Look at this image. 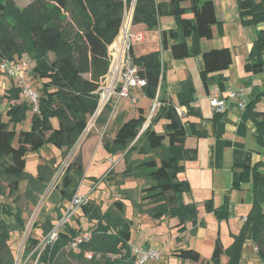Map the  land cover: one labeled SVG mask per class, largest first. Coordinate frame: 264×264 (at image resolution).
Listing matches in <instances>:
<instances>
[{
  "label": "trees",
  "instance_id": "16d2710c",
  "mask_svg": "<svg viewBox=\"0 0 264 264\" xmlns=\"http://www.w3.org/2000/svg\"><path fill=\"white\" fill-rule=\"evenodd\" d=\"M132 1L32 0L25 6H19L15 0H0V64L5 60H19L26 54L35 62L31 69L34 77L42 80L39 101L29 128L17 130V125L32 110L29 103L20 101L21 88L10 89L9 100L13 102L7 109V120L3 119L0 109V176L11 178L8 183L10 193L18 191L24 179H29L34 185L39 182L42 186L39 191L42 192L50 182L51 175L44 169L36 178L26 173L27 154L39 151L49 142L69 152L86 130L89 118L99 106L101 82L109 73L112 63L109 47L119 35L126 10ZM186 1L169 0V11L175 17L177 27L161 31L162 49H170L176 59L202 53L204 68L200 78L205 89L209 91L211 81L223 89V71L232 63L230 49L202 52L200 47L202 38L210 39L213 36V26L217 23L214 2L190 0V5L185 6L183 3ZM163 13V4L157 0H135L132 25L145 24L147 28L155 29ZM240 15L245 25L264 23V0H241ZM130 54L139 67L140 75L147 80L143 88L145 96L152 100L157 98L159 107L143 131L147 117L144 109L139 107L138 116L123 122L114 138L105 141L103 147L112 155L122 154L126 164L123 175L133 174L147 179L141 198L144 203H155L149 209L150 215L154 219L176 217L180 231H184L187 222L197 223L198 216L197 206L184 202V194L191 190L189 183L178 177L184 170L183 161L197 155V150L185 146L184 142L188 134L203 136L206 132L199 129L196 122L183 121L178 109L169 100L163 82L166 64L161 51L136 56L131 47ZM245 68L252 73L264 72V27L257 32ZM0 73L6 74L1 68ZM258 99L249 101L245 108L259 127L258 140L262 143L264 122L258 119L260 113L255 111ZM110 104H106L98 115V124L107 121ZM187 105L188 115L201 117L198 109L190 103ZM162 118L166 120L165 131H158L155 126ZM52 119L58 120V127L53 125ZM142 153L145 154L143 159H132L133 154ZM83 168L82 154L78 153L67 167L62 183L58 184L62 198L71 200L77 192ZM258 168L259 165L246 167L243 173H250L253 169L257 183L263 177ZM205 207L208 211H214L218 219L228 218L227 205L211 208L209 200ZM81 208L91 218L98 219L95 227L89 230V239L83 238L78 242L77 249L73 248L72 243L85 231L67 223L58 238L47 242L40 251L36 249L40 239L30 238L27 254L40 253L38 264H63L67 257L89 264H135L131 254V221L122 217L124 202L117 199L105 216L100 215L101 209L93 201ZM18 217L20 223L24 224L21 214ZM54 226L47 220L42 225L43 234L47 235ZM1 227L6 229L2 243H7L9 231L4 221H0ZM112 229L116 233L110 232ZM233 238V243L227 248L220 237L217 238L211 261L219 263L222 254L228 252L229 264L238 262L244 242L252 239L264 262V205L256 198L243 226ZM88 252L93 253L92 258L86 256ZM175 255L181 260L208 264L200 252L192 247L179 248ZM6 264H13L12 258Z\"/></svg>",
  "mask_w": 264,
  "mask_h": 264
},
{
  "label": "crops",
  "instance_id": "0c3cea01",
  "mask_svg": "<svg viewBox=\"0 0 264 264\" xmlns=\"http://www.w3.org/2000/svg\"><path fill=\"white\" fill-rule=\"evenodd\" d=\"M212 1L215 5L217 23L213 26V36L210 39L202 38L200 47L202 52L220 48L230 49L232 63L223 71L225 75L223 89L215 81L210 82L208 92L205 89L200 78V72L204 68L202 53L176 59L170 49H162L161 31L177 27L175 17L169 11V0H157L163 4L164 11L158 27L149 29L145 24L132 25L133 32L142 31L144 39L132 38L131 41L132 51L136 56L161 51L166 64L163 82L167 87L169 100L181 112L180 117L183 121L196 122L197 127L206 132L203 136L188 134L185 138V146L196 149L197 155L193 159L183 161L184 170L178 177L189 183L191 190L184 194V202L195 204L198 216L197 223L194 225L192 221L187 222L184 231H180L178 218H169L167 227L170 228L173 238L175 236L171 250L194 247L208 264H229L228 252L222 254L219 263L211 261L217 238L220 237L225 248L229 247L233 243V235L243 226L253 200L256 198L264 205V144H262L264 142L258 140L259 127L249 111L240 107V98L228 95L231 89H241L246 94L247 103L259 98L255 104V111L260 113L258 119L264 122V72L252 73L245 68L257 32L264 27V23L243 24L240 15L241 0ZM183 4L190 5V0ZM133 11L134 7L130 17L126 19L128 25ZM117 38L116 42H113L115 46H118ZM116 56L118 55L115 54V60ZM218 93L224 96L227 105L223 112L216 114L210 104V96ZM187 103L198 109L201 117L188 115ZM142 108L146 111L144 107ZM127 120L124 119L120 125ZM119 126L113 131L112 139ZM155 128L158 130L159 125L156 124ZM93 138L95 135L88 138L89 142L93 141ZM256 165H259L258 172L263 176L257 183L254 181L253 169L250 173H243L244 168H253ZM209 200L211 208L227 205L228 218L218 219L214 211H208L205 206ZM155 220L163 222L165 217ZM142 247L154 248L149 243ZM202 248H205L207 256L203 255ZM256 248L252 239H246L240 251L239 261L232 264H264ZM172 255L176 257L173 261L180 259L175 252ZM180 261L181 264L191 262L201 264L191 260Z\"/></svg>",
  "mask_w": 264,
  "mask_h": 264
},
{
  "label": "rangeland",
  "instance_id": "374dc122",
  "mask_svg": "<svg viewBox=\"0 0 264 264\" xmlns=\"http://www.w3.org/2000/svg\"><path fill=\"white\" fill-rule=\"evenodd\" d=\"M15 1L19 6H25L32 0ZM134 2L135 0H133L126 10L124 22L119 37L117 38L118 46L112 44L109 47L112 63L109 74L101 82L99 106L95 114L89 118L88 126L78 142L69 152H65L53 142H49L39 151H31L27 154L26 173L36 178L40 174V171L44 169L45 172L48 170V173L51 175L50 182H47L44 190L42 192L39 191L42 187L39 182L34 185L29 179H24L20 184L19 190L10 193L8 183L11 178L6 175L0 176V221L5 222L9 231L7 243H2L4 242L3 233L6 232V229L3 227L0 228V264H6L11 258L13 264H38L37 261H39L40 253L33 254V252H30L27 254L26 252L29 239H40V243L36 249L38 251L44 249L45 235L42 231V225L47 220L55 224L63 217L64 209L70 200L62 198L59 193L60 189L58 191L57 187L58 184L62 183V178L66 173L67 167L78 153L83 155L84 168L82 176L78 180L79 189L77 192L80 195H87L89 198L88 202L93 201L99 206L101 209L100 215L102 216H105L117 199L122 200L125 204L122 217L127 221H131L129 227L131 234L130 243L139 247L149 243L150 246L162 251V257L159 260H150L145 264H175V262H181V259L178 258L176 261H173L176 257L172 254L176 250H171L174 246L175 236L173 238L170 228L167 227L170 217H165L163 222L156 221L150 215L149 210L155 206V203H144L142 201V189L147 185V179L143 176L137 177L133 174L123 175L122 173L126 168V164L122 154L118 153L114 156L108 155L106 154L108 152L103 147V143L112 139L113 131L124 119H130L138 115L137 110L139 107L146 109L145 114L147 120L149 117H153L159 107L158 99L151 100L147 97L145 98L141 89L131 90V95L137 97V102H132L128 98H122L115 105L114 97L112 96L109 100L111 109L107 116V121L100 125L96 123L98 115L106 106L102 99L111 91L110 85L119 74L121 65L119 60L122 59V55L124 54V40L127 32V30L124 32L125 23L126 19L130 17ZM131 27L132 18L129 22L128 29L133 32ZM115 54L118 55L116 56V60ZM19 60L25 63L27 67L25 77L31 83L33 91H36L38 94L36 101L38 104L42 80L34 77L31 71L35 62L26 54L19 58ZM12 87L21 88L22 95L20 101H26L31 106L32 110L27 113L26 119L17 125V130L21 128L27 129L30 126L36 104L30 97L23 95V88L19 84L18 79L8 74L0 73V109L3 114V119H8L6 112L9 105L13 102L9 100L10 89ZM52 122L55 127H58L57 119H52ZM165 123L164 118L158 120V131H165ZM91 135H95V138L89 142L88 138ZM166 138L169 142V138ZM144 157L145 154L143 153L132 155V159H143ZM6 210H10L11 212L8 213ZM19 214L24 219V224L20 223ZM90 218V215L80 207L75 216L69 220L68 224L77 228L81 227L86 232L95 227V224L98 222L97 218ZM110 232L116 233V230L112 229ZM202 251L203 255L207 256L205 248H202ZM63 264L89 263H82L67 257ZM190 264L195 263L191 262Z\"/></svg>",
  "mask_w": 264,
  "mask_h": 264
},
{
  "label": "built area",
  "instance_id": "2783aa9c",
  "mask_svg": "<svg viewBox=\"0 0 264 264\" xmlns=\"http://www.w3.org/2000/svg\"><path fill=\"white\" fill-rule=\"evenodd\" d=\"M132 38H135L136 40H143L144 34L142 31L132 32L131 30L127 29L126 38L124 40V54L122 55V59L120 58L121 60H119V63H121L119 74L110 85L111 91L108 92L107 96L102 99L105 105L110 103L109 100L112 96L114 97L115 105H117L119 100H121L122 98H128L130 99V101L136 102L137 97L131 95V90L136 88L143 89L147 84L146 78L140 75L139 67L133 62V58L130 54V49L132 47ZM0 68L9 76L18 79L19 84L23 88V95L25 97H30L33 102L37 104L36 101L38 94L36 91H33L31 83L27 81L25 77V74L27 72L25 63L20 60H5L1 62ZM228 95L229 97H239L241 100L240 107L242 109L246 107L247 99L245 96L246 94L243 90L231 89ZM210 104L214 108L215 112L220 113L225 110L227 101L221 93H218L216 95L210 96ZM178 112L179 114H181L179 110ZM88 201L89 198L87 195H80L78 192L73 195L72 199L64 209L63 217L57 223H55L53 229L47 235H45V245L47 244V242L55 241L58 238L59 232L76 214L78 209ZM89 237L90 232L86 231L83 233L82 237L77 238V241L73 242L71 246L77 249L78 242H80L83 238L89 239ZM131 254L134 257L135 264H145L147 261L159 260L162 257V251L159 249L139 247L136 245H131ZM92 255V252H88L86 254L88 258H92Z\"/></svg>",
  "mask_w": 264,
  "mask_h": 264
},
{
  "label": "water",
  "instance_id": "95a60500",
  "mask_svg": "<svg viewBox=\"0 0 264 264\" xmlns=\"http://www.w3.org/2000/svg\"><path fill=\"white\" fill-rule=\"evenodd\" d=\"M134 5H135V2H134ZM134 5H133V7H134ZM151 118H152V116L149 117V119L146 121V123H145V125H144L142 131H143L145 128H147V127L149 126V124H150V122H151ZM142 131H141V133H142Z\"/></svg>",
  "mask_w": 264,
  "mask_h": 264
},
{
  "label": "bare ground",
  "instance_id": "6f19581e",
  "mask_svg": "<svg viewBox=\"0 0 264 264\" xmlns=\"http://www.w3.org/2000/svg\"><path fill=\"white\" fill-rule=\"evenodd\" d=\"M128 24L127 23H125V31L124 32H126V30L128 29Z\"/></svg>",
  "mask_w": 264,
  "mask_h": 264
}]
</instances>
